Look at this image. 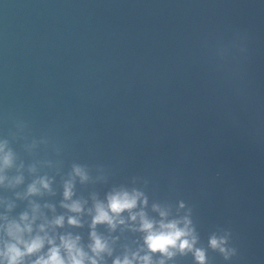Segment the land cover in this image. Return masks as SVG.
<instances>
[{
  "label": "water",
  "instance_id": "water-1",
  "mask_svg": "<svg viewBox=\"0 0 264 264\" xmlns=\"http://www.w3.org/2000/svg\"><path fill=\"white\" fill-rule=\"evenodd\" d=\"M66 241L83 264H264V0H0V264H72Z\"/></svg>",
  "mask_w": 264,
  "mask_h": 264
},
{
  "label": "clouds",
  "instance_id": "clouds-1",
  "mask_svg": "<svg viewBox=\"0 0 264 264\" xmlns=\"http://www.w3.org/2000/svg\"><path fill=\"white\" fill-rule=\"evenodd\" d=\"M135 205V199H129L127 194L124 196H114L110 198L109 207L112 212L114 213H120L121 211L125 209H131ZM98 215L95 217V222H103L108 221L111 224V218L108 216L107 212L103 210L102 207L98 208ZM134 218V217H133ZM72 223H75V221H71ZM144 229L150 230L152 228V224L148 223L147 221L143 224ZM162 227H166L170 229L171 231L168 232H160V233H151L146 238V243L148 244L149 248L152 251H161L166 252L167 248L169 246H175L177 240L184 235V233L178 229H176L175 224H169V225H162ZM213 246L216 245V241H212ZM41 245V242L39 240L32 243V245L28 248V252H32L33 250L39 248ZM181 248L188 247L187 241H184L181 243ZM65 247L69 250L70 259L72 260V264H83L82 259H78L77 256H82L83 254L79 252L77 249V255L73 256L71 255L72 250L74 249V244L72 242H65ZM104 245L101 243L99 239H96L94 250H103ZM10 251L15 253V255L12 256V261H15L16 257L20 255L19 251L15 248H12ZM197 258L200 261H203V254L199 253ZM147 259V258H145ZM38 264H64V261L60 258L58 255V251L56 249H53L50 255V258L48 261L38 262ZM95 264V262H93ZM115 264H121L120 261H116ZM122 264H131L130 261L125 259Z\"/></svg>",
  "mask_w": 264,
  "mask_h": 264
}]
</instances>
